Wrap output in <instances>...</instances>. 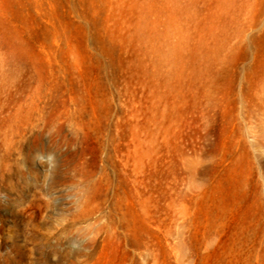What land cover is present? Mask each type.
<instances>
[{"label": "rangeland", "instance_id": "rangeland-1", "mask_svg": "<svg viewBox=\"0 0 264 264\" xmlns=\"http://www.w3.org/2000/svg\"><path fill=\"white\" fill-rule=\"evenodd\" d=\"M0 79V134L61 115L0 149V264H250L264 0H0Z\"/></svg>", "mask_w": 264, "mask_h": 264}, {"label": "bare ground", "instance_id": "bare-ground-1", "mask_svg": "<svg viewBox=\"0 0 264 264\" xmlns=\"http://www.w3.org/2000/svg\"><path fill=\"white\" fill-rule=\"evenodd\" d=\"M41 83V82H39ZM42 87H54V92L55 93H59V89H60V84H58L57 82H50V81H46V82H42ZM16 82L13 80H4V79H0V112L3 110V107L6 102L5 97H9L12 94V90L13 88H16ZM37 84V83H36ZM27 87L30 89L32 87L31 83L28 82ZM68 85V84H67ZM99 85V84H98ZM40 87V88H42ZM43 89V88H42ZM52 89V88H51ZM53 90V89H52ZM51 90V91H52ZM49 92V91H48ZM30 93V91H29ZM33 94H35L37 96V101L38 102H42L43 106H38V103H36V101H31L30 102V107L28 108V110L26 111L27 116L24 118L19 117L16 113L10 114L9 113V118L10 119H15L12 120L13 125L12 127L8 128V134H0V149H9V147H15L18 148V146H16L17 144H19L21 142V140H23L25 138V136L28 134L27 133H31L32 131H34V129L38 126V125H43L44 127H53L59 117L61 116L59 113L57 114L56 112H53V108H52V100L50 101V98H48L47 100H44L45 96H47V92H42L39 89H34L33 90ZM3 95L4 98H3ZM43 99V100H42ZM10 112V111H9ZM68 118H72L75 114H70V113H66ZM73 115V116H72ZM80 115V114H79ZM17 116V117H16ZM82 116V115H81ZM78 118V117H77ZM79 119V118H78ZM84 120V119H83ZM2 122V121H1ZM81 123V122H80ZM1 124V123H0ZM106 124V123H105ZM3 125V124H2ZM112 126V125H111ZM5 127V126H4ZM76 135V134H75ZM26 136V137H27ZM71 136V135H70ZM73 136V135H72ZM69 139V138H68ZM109 140H111L109 138ZM72 141V140H71ZM112 143V142H111ZM99 144V143H98ZM23 145V144H22ZM26 145V144H24ZM23 145V146H24ZM109 145V144H108ZM22 146V147H23ZM107 146V145H106ZM252 146H254V152H256V161L258 162L259 165V169L258 172L256 173V177L253 180V187H254V193L252 194L255 200V203L257 205V208L259 210V220L257 221V236L255 237V243L253 244V247H251L250 253V264H264V173H263V169L264 167L261 164H264V123H261L258 125V132H257V137L255 142L252 144ZM111 148V147H110ZM108 148V149H110ZM14 149V148H13ZM23 149V148H22ZM243 149L246 153V156L250 157V153H251V145L248 144H244ZM111 150V149H110ZM9 151V150H8ZM17 151V150H16ZM21 151V150H20ZM33 151V150H32ZM11 152V151H10ZM15 152V151H14ZM9 153V152H8ZM18 153V152H17ZM26 153V152H25ZM14 154V153H13ZM12 154V155H13ZM21 154V153H20ZM9 156V155H8ZM12 158V157H11ZM10 158V159H11ZM21 158V157H20ZM1 159V157H0ZM110 159V158H109ZM108 159V160H109ZM94 162V161H93ZM1 163L3 168H10L11 167L14 169L13 170V174L12 176L8 177L4 179L1 177V180L6 181L7 184H9L10 186H13L14 184H24L26 182L25 180V176L24 173L20 167V162H18L16 159L14 160H7L5 157L1 159ZM77 166V164H75ZM82 168V167H81ZM104 168V167H103ZM73 169V168H72ZM82 170V169H81ZM76 171L75 174L77 176H81L82 171ZM242 170V169H241ZM9 171V169H8ZM11 171V170H10ZM86 171V170H85ZM101 171V170H100ZM84 172V171H83ZM28 173V172H27ZM101 173V172H100ZM1 174V173H0ZM104 174V173H103ZM109 174V173H108ZM4 175V173H3ZM73 175V174H72ZM106 175V174H105ZM74 176V175H73ZM99 177V176H98ZM102 177V176H101ZM100 177V178H101ZM244 177V176H243ZM247 178H249L247 176ZM246 179V178H245ZM250 179V178H249ZM75 182V180H74ZM109 183V187H110V181H106V183ZM244 182V181H243ZM247 182V181H246ZM95 183V182H94ZM97 183V182H96ZM248 183V182H247ZM83 184V183H82ZM86 184V183H85ZM84 185V184H83ZM85 186V185H84ZM244 186V185H243ZM86 188V187H85ZM244 190V189H243ZM242 190V191H243ZM86 191V190H85ZM87 192V191H86ZM89 192V191H88ZM6 195V194H5ZM20 195V194H19ZM106 195V194H105ZM89 197V196H88ZM251 197V196H250ZM111 198V197H110ZM88 199V198H87ZM86 199V201H87ZM104 199V198H103ZM4 200V199H3ZM81 205L82 208H84L85 206V202ZM93 201V200H92ZM109 202L111 201L110 199L108 200ZM90 202V200H89ZM252 202V201H251ZM14 204V203H13ZM79 204V205H80ZM98 204V203H97ZM252 204V203H251ZM87 205V204H86ZM96 205V204H95ZM114 205V204H113ZM81 207V206H80ZM97 207V206H96ZM81 208V209H82ZM114 208V207H113ZM110 209V213L108 216V223L107 225L112 226L113 221H114V214H113V210ZM14 209V208H13ZM87 209V208H85ZM92 209V208H91ZM98 209V208H96ZM90 210V209H89ZM94 210V209H92ZM88 211V210H87ZM77 212V211H76ZM93 212V211H92ZM86 213V212H85ZM92 215V214H91ZM78 216V215H77ZM74 217V216H73ZM75 218V217H74ZM124 222V221H123ZM126 223V222H125ZM100 227V226H99ZM103 227V225H102ZM109 228V229H110ZM127 229V228H126ZM99 231V230H97ZM96 231V232H97ZM111 231V229H110ZM109 231V232H110ZM68 232V231H67ZM113 232V231H112ZM108 234V232H106ZM105 233V234H106ZM104 234V235H105ZM245 234V232H244ZM249 234V233H248ZM63 235V234H62ZM103 235V236H104ZM110 235V234H109ZM96 236V235H94ZM93 236V237H94ZM107 236V235H106ZM244 236V235H243ZM248 236V235H247ZM99 237V236H98ZM245 240V238H244ZM244 243V242H242ZM252 245V244H250ZM242 254V253H241ZM248 254V255H249ZM248 259V258H247ZM246 259V260H247ZM243 260V259H242Z\"/></svg>", "mask_w": 264, "mask_h": 264}]
</instances>
